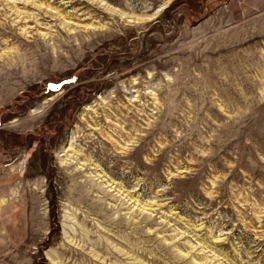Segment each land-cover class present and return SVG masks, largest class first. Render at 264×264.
Instances as JSON below:
<instances>
[{
  "label": "rangeland",
  "instance_id": "obj_1",
  "mask_svg": "<svg viewBox=\"0 0 264 264\" xmlns=\"http://www.w3.org/2000/svg\"><path fill=\"white\" fill-rule=\"evenodd\" d=\"M0 264H264V0H0Z\"/></svg>",
  "mask_w": 264,
  "mask_h": 264
}]
</instances>
